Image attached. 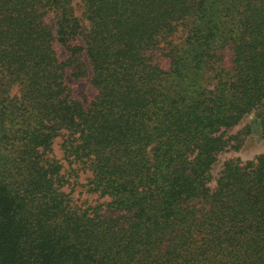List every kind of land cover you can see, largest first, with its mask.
Masks as SVG:
<instances>
[{
  "label": "trees",
  "instance_id": "obj_1",
  "mask_svg": "<svg viewBox=\"0 0 264 264\" xmlns=\"http://www.w3.org/2000/svg\"><path fill=\"white\" fill-rule=\"evenodd\" d=\"M254 130L264 0H0V264H264V153L212 184ZM61 135L109 211L71 204Z\"/></svg>",
  "mask_w": 264,
  "mask_h": 264
},
{
  "label": "rangeland",
  "instance_id": "obj_2",
  "mask_svg": "<svg viewBox=\"0 0 264 264\" xmlns=\"http://www.w3.org/2000/svg\"><path fill=\"white\" fill-rule=\"evenodd\" d=\"M74 1L75 3H77L80 0ZM188 26V24L179 25L177 32L173 36H171L170 39H172L174 43H178L185 39L188 34ZM162 44L159 46L158 49L154 51V53H156V57L159 61H163V63H165V55ZM72 83L76 94L80 98V100H82L84 104H88L95 94V89L94 86L91 84L90 78H85L81 80L72 79ZM16 91L17 88L15 87L13 89V92ZM246 122L247 120L244 119L242 121V124L236 129L241 128ZM64 141V135H61L60 137L56 138L53 144L52 155H54L55 159L59 161V163L62 165L60 172L63 176L64 191L69 195L71 199V204L74 207H77V209L79 208L93 210L99 207L103 212L109 211V209L107 208V203L110 202V199H106L105 197L100 196L97 192L91 190V179L93 172L89 168V164L83 163L79 160H75L73 157L69 156V154L65 150ZM263 153L264 137L261 136L259 131L254 130V132L249 137H247L243 146L240 149H229L219 154V159L214 164L212 169V184H214V179L218 177L220 171L224 167V163L227 160L237 157L243 160H250Z\"/></svg>",
  "mask_w": 264,
  "mask_h": 264
}]
</instances>
